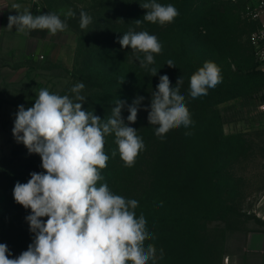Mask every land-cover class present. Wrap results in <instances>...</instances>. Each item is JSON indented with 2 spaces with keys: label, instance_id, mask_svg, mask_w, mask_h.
Segmentation results:
<instances>
[{
  "label": "rangeland",
  "instance_id": "obj_1",
  "mask_svg": "<svg viewBox=\"0 0 264 264\" xmlns=\"http://www.w3.org/2000/svg\"><path fill=\"white\" fill-rule=\"evenodd\" d=\"M145 2L0 0V166L14 156V150L25 147L12 135L18 106H33L42 88L71 96V85L79 83L75 75L83 58L79 53L77 59L80 11L92 17L91 37L98 25L113 26L124 20L137 25L136 15L122 14V9ZM14 3L21 5L19 11L28 9L33 15L56 13L66 19L68 27L56 35L47 30L17 34L15 26L7 28L8 17L17 15ZM174 7L179 12L169 23L174 38L195 31L208 34L205 52L215 55L220 69L225 60L230 61L235 76L228 87L232 95L225 99L215 94L223 89L222 82L207 95L192 98V74L182 77L186 80L180 85L184 102L203 108V112L190 113L193 123L175 131L178 137H173V142L178 144L172 146L173 157L182 177L176 184L170 183L171 189H164L166 196L155 218L158 243L154 245L149 239L145 244L155 246V264H239L244 234L264 229V110L260 108L264 102V65L253 37L258 31L256 21L246 14L249 5L245 2L196 0L186 17L184 6ZM69 9L75 17H65ZM141 21L147 22L143 16ZM175 21L177 27L172 24ZM261 45L264 47V42ZM209 102H214L211 109L207 108ZM146 221L149 230L154 220ZM11 253L10 258H14L21 252Z\"/></svg>",
  "mask_w": 264,
  "mask_h": 264
},
{
  "label": "clouds",
  "instance_id": "obj_2",
  "mask_svg": "<svg viewBox=\"0 0 264 264\" xmlns=\"http://www.w3.org/2000/svg\"><path fill=\"white\" fill-rule=\"evenodd\" d=\"M140 5L147 10L143 20L153 24L171 23L179 15L172 4L147 0ZM12 8L17 15L8 17L7 28L15 26L17 34L27 36L33 30H47L56 35L68 27L66 19L56 13L33 15L28 9L19 11L21 5L15 3ZM64 15L73 18L75 12L69 9ZM79 15L80 28L87 29L92 17L83 10ZM135 23L140 25L141 20ZM118 42L122 48L142 53L143 59L137 55L140 67L157 75L156 68L149 69L155 63L154 54L162 51L155 35L130 30ZM166 65L176 67L172 60ZM221 79L219 67L205 62L190 77V96L207 95ZM182 83L181 77L176 87H171L169 77L160 76L157 90L151 95L150 110L145 108L149 124L157 126L155 134L161 139L170 130L193 123L185 97L180 94ZM84 88L83 82L77 83L70 89L72 96L42 88L33 106H18L12 135L29 154L40 156L44 171L32 172L26 183L14 186L15 202L31 210L25 219L34 236L27 250L14 258H10L7 244L0 243V264H155L156 248L145 244L154 236L147 230L144 215L137 218L134 211L138 201L114 194L107 183H98L109 160L106 136L114 133L126 167H133L145 149L137 130L129 126L136 123L144 97L138 96L127 106V123L122 117L126 102L120 99L115 101L111 115L102 120L93 110L83 109L86 97L80 93Z\"/></svg>",
  "mask_w": 264,
  "mask_h": 264
},
{
  "label": "trees",
  "instance_id": "obj_3",
  "mask_svg": "<svg viewBox=\"0 0 264 264\" xmlns=\"http://www.w3.org/2000/svg\"><path fill=\"white\" fill-rule=\"evenodd\" d=\"M195 1L156 0L163 5L184 6L186 8L184 17ZM122 11V14L136 15L137 20H141L147 10L141 6H127ZM177 22H173V26L177 27ZM89 26L87 29H77L81 35L77 59L79 53H82L83 58L79 63V70L76 71L82 77L78 79L76 74L75 78L85 85L81 90V95L86 97L83 109L93 110L94 114L103 120L111 115L115 101L120 99L126 102V106L122 109V117L127 123L129 115L127 106L131 105L138 96L144 97L136 123L129 126L137 130V135L142 138L145 149L139 153L133 167H126L120 158L114 133L106 136L105 153L109 156V160L107 167L101 170L103 180L98 183H107L114 194L138 201V207L134 210L137 218L143 214L146 220H154L150 223L148 231L154 236L151 240L156 245L158 230L155 228V218L160 214L161 199L166 196L164 189L166 191L171 189L170 183L176 184L182 174L177 171V161L173 157L172 147L178 144L177 141L173 142V137H178L175 132L178 128L170 130L163 139L157 137L155 134L157 126L149 124L148 111L145 108L150 110L151 95L157 90L160 76L167 75L171 87H176L180 77H189L195 67H202L204 62L215 63L216 58L214 54L205 52L208 34L195 31V34L177 39L174 38L169 23L160 25L141 21L140 25H132L124 20L113 26L94 27L95 36L91 37H89L91 32ZM130 30L147 31L155 35L161 43V53L154 54L155 63L149 65V69L154 67L158 70L156 76H152L149 70L140 67L137 55L143 59L142 53H134L130 47L122 48L119 44V39ZM192 36L194 37L191 38ZM174 51H179L180 54H174ZM230 58L231 56L228 57ZM168 60H172L176 67H168L166 65ZM231 66V62L225 60L221 65L222 68H219L223 89L221 87L216 90L215 94L224 99L232 95L228 93L230 91L228 87L231 86L235 76ZM75 85L73 83L71 88ZM213 103L209 102L207 108L211 109ZM186 106L194 116L203 112L201 110L203 108L195 105L186 104ZM113 151L116 152L115 156L112 155ZM42 171L44 170L41 168L40 156L29 154L26 147H22L19 151L14 150V156L0 166V243L7 244L11 252L27 250L34 236L29 231V224L25 219L31 210L15 202L14 186L17 182L26 183L30 179V173Z\"/></svg>",
  "mask_w": 264,
  "mask_h": 264
},
{
  "label": "crops",
  "instance_id": "obj_4",
  "mask_svg": "<svg viewBox=\"0 0 264 264\" xmlns=\"http://www.w3.org/2000/svg\"><path fill=\"white\" fill-rule=\"evenodd\" d=\"M252 5V0H239ZM257 29H264V15L256 19ZM264 67V66H263ZM239 264H264V229L249 231L243 236V254H239Z\"/></svg>",
  "mask_w": 264,
  "mask_h": 264
},
{
  "label": "built area",
  "instance_id": "obj_5",
  "mask_svg": "<svg viewBox=\"0 0 264 264\" xmlns=\"http://www.w3.org/2000/svg\"><path fill=\"white\" fill-rule=\"evenodd\" d=\"M229 1L236 2L239 0H229ZM252 1L253 4L249 5L246 14L248 15L249 18L256 20L260 18L262 15H264V0H252ZM253 37L256 44H258L260 47V50L258 52L259 61L261 62V64L264 65V47H262L261 45V43L264 42V29H260L256 31L253 34ZM260 108L264 110V102L260 105Z\"/></svg>",
  "mask_w": 264,
  "mask_h": 264
}]
</instances>
